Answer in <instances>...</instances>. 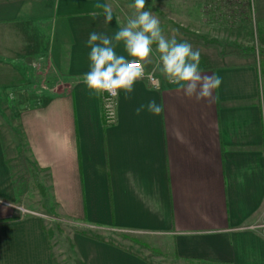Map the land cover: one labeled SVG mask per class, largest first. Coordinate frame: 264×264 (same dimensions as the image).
Instances as JSON below:
<instances>
[{
	"label": "crops",
	"instance_id": "crops-1",
	"mask_svg": "<svg viewBox=\"0 0 264 264\" xmlns=\"http://www.w3.org/2000/svg\"><path fill=\"white\" fill-rule=\"evenodd\" d=\"M27 2L1 0L0 22L32 14L35 7L29 9ZM96 3L111 5L109 24ZM52 4L44 14L45 40H35L20 63L50 66L51 76L42 84L35 79L41 72L33 71L29 92L34 100L43 96L47 107L37 110L31 123L33 131L39 127L58 136L60 173L70 184L76 180L75 207L60 208L87 230L115 227L170 236L182 261L264 264V74L259 65L215 60L200 67L222 78L214 91L218 98L209 104L185 97L151 58L145 68L154 69L161 87L142 79L129 99L121 91L118 121L107 125L102 95L82 82L90 67L86 42L93 31L113 37L124 22L111 0ZM113 42L117 54L127 57L123 42ZM152 99L164 112L136 115V108ZM45 137L52 145V135ZM46 144L35 140L39 149ZM19 200L0 135V264H58L43 219L32 207L14 206ZM71 240L76 259L85 264H152L91 231L74 232Z\"/></svg>",
	"mask_w": 264,
	"mask_h": 264
},
{
	"label": "rangeland",
	"instance_id": "rangeland-1",
	"mask_svg": "<svg viewBox=\"0 0 264 264\" xmlns=\"http://www.w3.org/2000/svg\"><path fill=\"white\" fill-rule=\"evenodd\" d=\"M27 1L29 9L35 7L32 14L26 11L18 21L0 22V135L20 192L19 203L13 205L22 210L32 207L33 213L43 219L45 229L53 239L58 264H82L73 253L71 240L72 234L81 230L111 239L156 264H186L181 259L171 258L170 236L115 227L87 230L89 227L81 219L76 220L60 208L75 207L76 197L72 193L77 190L71 187L76 180L70 184L60 173L59 149L54 147L58 136L39 127L33 131L31 123L37 110L47 107L43 96L34 100L29 92L33 71L41 72L35 79H40L41 83H37L42 84L51 76L50 66L48 62H41L40 67H29L27 61L20 63L24 53L35 46V40H45L43 32H47V28L42 26L47 27L49 20L44 14L53 5V0ZM111 3L124 25L136 13V9L130 7L134 0H111ZM144 10L159 18L167 38L175 36L177 41H187L194 50H200V67L215 60L234 63L259 60L264 49L258 40L260 23L264 22V0H146ZM36 33H41V37L38 38ZM155 48L153 45L151 58L157 65L159 53ZM151 72H155L154 69ZM45 134L50 138L52 135V145ZM37 139L45 140L46 146L35 147ZM48 152L51 157L47 156Z\"/></svg>",
	"mask_w": 264,
	"mask_h": 264
},
{
	"label": "clouds",
	"instance_id": "clouds-1",
	"mask_svg": "<svg viewBox=\"0 0 264 264\" xmlns=\"http://www.w3.org/2000/svg\"><path fill=\"white\" fill-rule=\"evenodd\" d=\"M94 7L103 9L105 24L112 21L111 5L96 3ZM130 7L136 9L135 15L129 17L113 37L95 31L89 34L86 43L90 47V67L82 80L87 88L95 94L107 93L113 97L123 91L125 98L129 99L138 80L155 79L154 73L146 74L145 66L152 62L153 45H156L158 70L170 84L176 85L177 90L189 99L215 103L218 97L214 96V91L222 84V78L202 72L200 50H194L187 41H177L175 36L167 38L159 18L144 10L146 0H134ZM113 41L123 42L127 57L135 58L134 62L125 55H118ZM145 110L158 116L164 112V106L152 99L146 105L137 107L136 115Z\"/></svg>",
	"mask_w": 264,
	"mask_h": 264
},
{
	"label": "built area",
	"instance_id": "built-area-1",
	"mask_svg": "<svg viewBox=\"0 0 264 264\" xmlns=\"http://www.w3.org/2000/svg\"><path fill=\"white\" fill-rule=\"evenodd\" d=\"M133 61L134 60H130ZM38 67H40V65L37 64ZM145 72L147 73H154L155 79L151 80V84L156 87L159 88L162 85V81L161 78L156 74V72H147L146 68H145ZM118 96H110L107 93L102 94V105H103V116H104V121L107 125H114L117 123L118 121Z\"/></svg>",
	"mask_w": 264,
	"mask_h": 264
},
{
	"label": "trees",
	"instance_id": "trees-1",
	"mask_svg": "<svg viewBox=\"0 0 264 264\" xmlns=\"http://www.w3.org/2000/svg\"><path fill=\"white\" fill-rule=\"evenodd\" d=\"M260 28H261V32L258 34V40L260 41V43L264 46V22L262 21V23H260ZM254 54V53H253ZM248 63H256L259 65L260 71L262 74H264V49L262 50V52L260 53V59L259 60H253V61H248ZM140 255V254H139ZM167 255V254H166ZM165 257H168L166 256ZM142 256V255H140ZM143 259H145L146 261L152 263V264H156L154 262H151L147 257L142 256ZM171 258L174 259H183V257H181L178 252L173 249V254L171 256ZM184 261L186 262V264H220V263H216V262H209L208 263H203L200 261H195L189 258H184ZM82 264H85L83 261H80Z\"/></svg>",
	"mask_w": 264,
	"mask_h": 264
}]
</instances>
